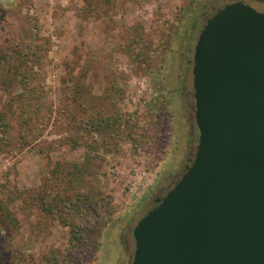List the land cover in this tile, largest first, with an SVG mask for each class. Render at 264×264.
<instances>
[{
  "label": "rangeland",
  "instance_id": "obj_1",
  "mask_svg": "<svg viewBox=\"0 0 264 264\" xmlns=\"http://www.w3.org/2000/svg\"><path fill=\"white\" fill-rule=\"evenodd\" d=\"M226 1L0 0V264H131L195 154L194 47Z\"/></svg>",
  "mask_w": 264,
  "mask_h": 264
},
{
  "label": "water",
  "instance_id": "obj_2",
  "mask_svg": "<svg viewBox=\"0 0 264 264\" xmlns=\"http://www.w3.org/2000/svg\"><path fill=\"white\" fill-rule=\"evenodd\" d=\"M192 74L195 154L134 226L131 264H264V12L213 13Z\"/></svg>",
  "mask_w": 264,
  "mask_h": 264
},
{
  "label": "flooded vegetation",
  "instance_id": "obj_3",
  "mask_svg": "<svg viewBox=\"0 0 264 264\" xmlns=\"http://www.w3.org/2000/svg\"><path fill=\"white\" fill-rule=\"evenodd\" d=\"M232 1H238V0H227L225 4H227V3H229V2H232ZM241 1H244V2L248 3V1H246V0H241ZM260 1H262V2L264 3V0H260ZM225 4H224V5H225ZM224 5H223V6H224ZM251 5H252V4H251ZM252 6H253V5H252ZM221 7H222V6H221ZM221 7H220V8H221ZM218 9H219V8H218ZM218 9H217V10H218ZM257 9H258V8H257ZM217 10H216V11H217ZM259 10L264 12V10H261V9H259ZM216 11H215V12H216ZM209 17H210V16H209ZM209 17H208V18H209ZM208 18H206V20H207ZM193 56H194V55H193ZM189 63H192V61H189ZM192 68H193V66H192ZM182 85H183V84H182ZM192 158H193V157H192ZM192 158H190V159L188 160V164H190ZM188 164H185L184 170H185V168H186V166H187ZM165 194H166V193H165ZM165 194H163V195H161V196H156V197L154 198V205L151 207V209L157 204V200L160 199V198H162Z\"/></svg>",
  "mask_w": 264,
  "mask_h": 264
},
{
  "label": "trees",
  "instance_id": "obj_4",
  "mask_svg": "<svg viewBox=\"0 0 264 264\" xmlns=\"http://www.w3.org/2000/svg\"><path fill=\"white\" fill-rule=\"evenodd\" d=\"M98 113H99V112H97V114H98ZM98 116H99V115H98ZM98 116H97V118H96V119H97V126H98V125H102L103 122H107V120H108L107 118H106V119H105L104 117H103V118H99ZM111 122H113V120H109V121H108V123H111ZM0 123H1V122H0Z\"/></svg>",
  "mask_w": 264,
  "mask_h": 264
}]
</instances>
